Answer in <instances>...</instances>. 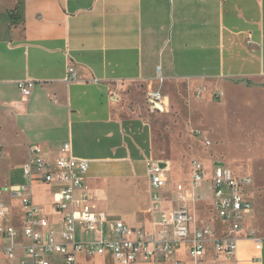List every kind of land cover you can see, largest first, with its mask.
<instances>
[{
	"label": "crops",
	"instance_id": "obj_1",
	"mask_svg": "<svg viewBox=\"0 0 264 264\" xmlns=\"http://www.w3.org/2000/svg\"><path fill=\"white\" fill-rule=\"evenodd\" d=\"M68 67L74 68V81H65ZM20 84L29 88V96H22ZM150 91L167 96L165 107L174 117L164 115L165 107H150ZM214 95L225 99L226 112L242 104L250 135L260 137V145L251 150L264 157V0H0V202L8 212L5 223L20 229V197L11 194L25 186L60 241V215L52 208L60 186L30 185L22 166L31 147L54 162L64 155L66 142L73 157L89 161L86 191L108 222L121 221L144 234L154 231L159 215L151 211V161L164 167L167 178L161 208L186 206L196 219L198 205L207 201L210 209L209 182L203 183L204 201L192 203L187 191L193 160L183 170L167 156L179 130L166 119L178 121L180 108L191 118ZM184 122L190 137L191 124ZM215 163L202 164L210 173ZM178 186L186 193L178 192ZM213 215L219 232L205 219L196 220V226L234 237L237 249L228 261L209 252L206 264H264V236L244 232L243 225L239 234H231ZM256 240H261L260 249ZM9 245L0 237V264H21L22 251L14 259L3 254ZM188 249L180 245L161 264H192ZM107 261L114 264L108 256L89 260Z\"/></svg>",
	"mask_w": 264,
	"mask_h": 264
},
{
	"label": "built area",
	"instance_id": "obj_2",
	"mask_svg": "<svg viewBox=\"0 0 264 264\" xmlns=\"http://www.w3.org/2000/svg\"><path fill=\"white\" fill-rule=\"evenodd\" d=\"M157 71L160 73V69ZM75 79L74 68L68 67L65 81ZM158 80L163 81L161 76ZM18 87L23 97L30 95L28 87L23 84ZM147 102L152 109L159 106L163 109L167 105V96L162 92L150 91ZM203 146L210 147L211 142L204 139ZM29 153V160L22 166L29 184L54 183L60 186L54 191L52 202L53 211L60 215V241L55 240L49 220L25 194L27 188L18 186L11 195L20 197V229L5 223L8 212L0 202V237L10 242L2 252L9 259H14L16 251L20 250L23 252L21 264H92L89 260L107 256L114 264H161L168 253L182 244L189 245L188 256L192 264H206L205 256L209 252L214 258L226 261L231 260L236 253L235 238L215 236L209 226L197 227L191 208H161L160 191L165 187L167 178L164 167L157 162L151 161L147 167L152 191L151 211L157 212L159 218L154 231L144 234L133 231L121 221L108 222L106 216L95 209L84 184L89 161L73 157L70 142L62 145L64 155L54 162L42 158L37 146L31 147ZM204 182H209L208 189L212 193L210 212L228 226L231 234H239L243 220L253 208L246 194L250 180L237 177L219 163L213 164L209 173L200 161L193 160L190 189L187 191L192 203L204 201ZM177 191L186 193L182 186H178ZM77 227L81 229L78 241ZM19 239L25 240L26 244L17 245ZM256 248H261V240H256ZM172 264L181 263L174 261Z\"/></svg>",
	"mask_w": 264,
	"mask_h": 264
},
{
	"label": "rangeland",
	"instance_id": "obj_3",
	"mask_svg": "<svg viewBox=\"0 0 264 264\" xmlns=\"http://www.w3.org/2000/svg\"><path fill=\"white\" fill-rule=\"evenodd\" d=\"M220 97V95H214L209 102L202 101L195 108L196 111L191 118L180 108L176 112L178 118L181 115L178 121L177 118L172 119L175 116L172 111L165 109L167 112L164 113L165 116H173L167 117L166 120H172L175 124L174 126L171 124L172 129L179 130L178 136L171 138L170 147L165 152L169 159L183 170L189 167L192 160H198L205 165L217 162L225 165L237 177L249 179L251 184L246 189V194L253 208L242 225L244 232L264 236V157H258L254 150H251L252 147L260 145V137L250 135L253 130L249 123L244 122L247 116L242 104L240 103L235 112L233 110L226 112L227 104ZM236 116H238L237 120ZM185 120L188 125L191 124L193 130L191 135L188 133L190 137L185 131L187 127L183 130ZM204 139L211 142L210 147L203 146ZM260 155L264 154L260 153ZM206 196L209 198V191H206ZM197 209L201 212L196 213V220L209 221L208 223L214 224L213 227L219 232L220 225L214 215L209 212V202L198 205ZM78 231L77 227V241L79 240Z\"/></svg>",
	"mask_w": 264,
	"mask_h": 264
},
{
	"label": "water",
	"instance_id": "obj_4",
	"mask_svg": "<svg viewBox=\"0 0 264 264\" xmlns=\"http://www.w3.org/2000/svg\"><path fill=\"white\" fill-rule=\"evenodd\" d=\"M156 109H157V110H160V111L163 110L162 107H160V106H159V107H156Z\"/></svg>",
	"mask_w": 264,
	"mask_h": 264
},
{
	"label": "bare ground",
	"instance_id": "obj_5",
	"mask_svg": "<svg viewBox=\"0 0 264 264\" xmlns=\"http://www.w3.org/2000/svg\"><path fill=\"white\" fill-rule=\"evenodd\" d=\"M225 100V99H224ZM226 104V103H225ZM222 107V106H221ZM168 107H165V109H167Z\"/></svg>",
	"mask_w": 264,
	"mask_h": 264
}]
</instances>
